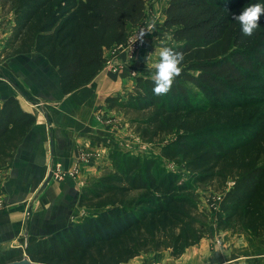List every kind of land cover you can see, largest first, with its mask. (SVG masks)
Returning a JSON list of instances; mask_svg holds the SVG:
<instances>
[{
    "label": "trees",
    "instance_id": "16d2710c",
    "mask_svg": "<svg viewBox=\"0 0 264 264\" xmlns=\"http://www.w3.org/2000/svg\"><path fill=\"white\" fill-rule=\"evenodd\" d=\"M149 0H0L10 14L7 57L32 52L58 74L63 95L87 84L105 51L125 41ZM264 0H168L163 27L183 53V71L164 96L137 77L110 109L134 113L135 132L160 146V157L184 166L193 182L220 197L218 231L264 240V16L253 36L233 19ZM36 123L15 97L0 106V174ZM174 136L169 143L164 141ZM110 167L80 190V222L56 233L0 247V264L27 257L42 264H125L142 254L173 258L205 237L210 221L178 174L156 171L154 159L110 150Z\"/></svg>",
    "mask_w": 264,
    "mask_h": 264
},
{
    "label": "crops",
    "instance_id": "0c3cea01",
    "mask_svg": "<svg viewBox=\"0 0 264 264\" xmlns=\"http://www.w3.org/2000/svg\"><path fill=\"white\" fill-rule=\"evenodd\" d=\"M148 2L143 19L127 25L125 38L144 21L153 25L158 22L156 25L164 28L168 0L152 1L147 6ZM11 27V15L3 14L0 8V106L8 97H15L24 111L35 116L36 123L0 174V247L3 248L20 247L25 234L44 238L83 219L86 211L78 206L81 187L110 167L106 155L120 144L114 130L124 131L121 122L113 130L101 122L112 113L106 101L125 100L137 77L152 79L155 71L152 64L159 60L158 51L163 42L160 35L164 33L154 31L153 34L157 33L145 39L132 59L117 47L105 51L101 70L87 84L63 95L57 71L45 59L34 52L7 57L6 42ZM83 151L99 157L94 155L90 163L76 168ZM45 182L46 186L42 187ZM219 236L220 245L211 244L217 239L203 238L180 258L172 257L165 264H264L263 241L244 240L238 238L241 235L230 233ZM149 254L128 263L145 264L149 256H144Z\"/></svg>",
    "mask_w": 264,
    "mask_h": 264
},
{
    "label": "rangeland",
    "instance_id": "374dc122",
    "mask_svg": "<svg viewBox=\"0 0 264 264\" xmlns=\"http://www.w3.org/2000/svg\"><path fill=\"white\" fill-rule=\"evenodd\" d=\"M152 1H158L159 2V0H150V2H152ZM150 2H148L147 6L149 5ZM7 16H8V14H7ZM157 23L158 22H154V25H155L154 26L153 24L144 21L143 23H140L137 27H141V26H144V27L145 26H151L152 27V30H149V33L146 34V39L150 35L153 36L155 33H157V32H155L153 34L154 31L162 30V32H164V33H161V35H160L161 39L163 40V42L161 43L162 46L172 45L173 40H172L171 31L170 30L166 31V29L162 28L159 24L156 25ZM132 35L133 34L127 35L126 39L131 38ZM3 60H5V58H3ZM111 111H112V113L109 114V117H107V116L103 117L101 119V122L106 127H108L109 130H113L114 127L121 122L124 131L116 132L114 130V133L117 135L118 142L120 143L119 148L116 151H119L122 153H129V154L134 155V156H140L142 160L154 159V162L156 164L154 169H156V171H159L161 173L171 172V173L178 174L180 179L182 181H185L189 186V191L186 194L189 195L190 197H192L193 200H195L197 202L199 209L202 212L206 213L209 217V221L211 224L209 227V231L205 235L204 238L211 237L214 240L217 239V242L213 241L211 244L217 243V245H220V243H222V240H221L222 238L219 235L221 233H226V232L218 231L216 226H215V221H214V213L218 207L217 205H218V202L220 200V197L217 194L213 193L209 187L200 186V185L196 184L195 182H193L191 179V175L184 169V166L179 165V164L174 163V162H170V161H166L164 159H161V157H160V146L155 144V143H147V142L143 141L139 137V135L135 132V126H133L130 122V120L132 118L137 117L134 113L121 112V111L116 110V109H111ZM122 127L120 129H122ZM173 139H174V136H171V137H168L164 142L169 143ZM110 150H115V149H110ZM110 150L108 151L106 157H108ZM81 154H90L93 157H94V155L96 157H99L98 154L93 153V152H89V151L88 152L83 151V153H81ZM81 154H80V156H81ZM107 162L110 164L109 159ZM108 170H109V168L105 167L104 170L101 171V173L98 176H93L92 178L100 177L101 175H103ZM89 180H87V182ZM82 187H81V189H82ZM235 236L238 237L240 235H235ZM238 238H243L244 240H250L249 238H252V237H250L248 235H241V237H238ZM253 241L255 242V241H259V240L253 239ZM260 241L264 242V240H260ZM197 249L198 248H194V250H197ZM153 253L154 252L150 253L147 256H144V257L149 256V260L145 264H165L167 260L172 261L171 252L164 251V252H158L155 254H153ZM143 255H145V254H142L140 256H143ZM193 258L194 257H192L191 259H193ZM125 264H130V263H125Z\"/></svg>",
    "mask_w": 264,
    "mask_h": 264
},
{
    "label": "clouds",
    "instance_id": "9594fccd",
    "mask_svg": "<svg viewBox=\"0 0 264 264\" xmlns=\"http://www.w3.org/2000/svg\"><path fill=\"white\" fill-rule=\"evenodd\" d=\"M262 16H264V5L254 4L244 8L239 15H234L233 19L240 24L243 35L251 37L259 28ZM146 34L142 33L141 38ZM158 57V62L152 64L155 70L152 77L153 92L155 95L164 96L171 91L175 80L181 75L185 57L183 53L174 51L168 46L159 49Z\"/></svg>",
    "mask_w": 264,
    "mask_h": 264
},
{
    "label": "built area",
    "instance_id": "2783aa9c",
    "mask_svg": "<svg viewBox=\"0 0 264 264\" xmlns=\"http://www.w3.org/2000/svg\"><path fill=\"white\" fill-rule=\"evenodd\" d=\"M149 30H152L151 26L136 27L131 38L126 39L127 38L126 37L124 43L120 46H117V49L126 51L128 54V58L132 59L134 57L135 53L143 47L144 41L146 39V35H144L141 38V34L142 33L148 34ZM91 158H92V155H90V154H81V156L78 159V163H77L76 168L79 165H83V164L86 165V164L90 163ZM76 168H75L74 172H76Z\"/></svg>",
    "mask_w": 264,
    "mask_h": 264
},
{
    "label": "water",
    "instance_id": "95a60500",
    "mask_svg": "<svg viewBox=\"0 0 264 264\" xmlns=\"http://www.w3.org/2000/svg\"><path fill=\"white\" fill-rule=\"evenodd\" d=\"M45 186H46V182L42 185V187ZM24 237H27V234H25ZM7 264H42V263L31 262L27 257H23L21 260L13 261Z\"/></svg>",
    "mask_w": 264,
    "mask_h": 264
}]
</instances>
